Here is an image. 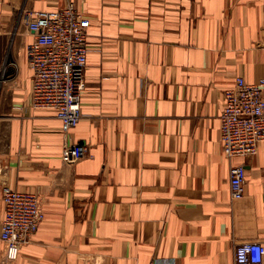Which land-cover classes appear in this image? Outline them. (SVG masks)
I'll return each mask as SVG.
<instances>
[{
	"label": "crops",
	"instance_id": "0c3cea01",
	"mask_svg": "<svg viewBox=\"0 0 264 264\" xmlns=\"http://www.w3.org/2000/svg\"><path fill=\"white\" fill-rule=\"evenodd\" d=\"M69 2L90 24L67 137L88 155L72 165L54 112L31 108L24 21ZM263 74L264 0H0V180L44 212L15 261L0 242V264H234L236 246L264 245V142L228 160L219 141L224 91Z\"/></svg>",
	"mask_w": 264,
	"mask_h": 264
},
{
	"label": "built area",
	"instance_id": "2783aa9c",
	"mask_svg": "<svg viewBox=\"0 0 264 264\" xmlns=\"http://www.w3.org/2000/svg\"><path fill=\"white\" fill-rule=\"evenodd\" d=\"M24 21L34 36L33 43L26 49L32 72L31 108L54 112L63 135L61 159L72 165L88 155L87 146L72 145L67 137L82 118L89 20L69 2L54 11L27 12ZM223 101L219 141L224 156L228 160L254 157L258 145L264 142V74L255 83L236 78L224 91ZM245 183L244 165L232 166L229 170L231 200L242 199ZM0 184L4 209L0 226L2 258L3 262H13L37 233L44 212L35 194L12 190L1 180ZM263 260L264 245L260 243L246 242L234 249V264H263Z\"/></svg>",
	"mask_w": 264,
	"mask_h": 264
},
{
	"label": "clouds",
	"instance_id": "9594fccd",
	"mask_svg": "<svg viewBox=\"0 0 264 264\" xmlns=\"http://www.w3.org/2000/svg\"><path fill=\"white\" fill-rule=\"evenodd\" d=\"M244 251H247V249H245ZM256 251H259V250H256ZM256 257H254V259H255Z\"/></svg>",
	"mask_w": 264,
	"mask_h": 264
}]
</instances>
